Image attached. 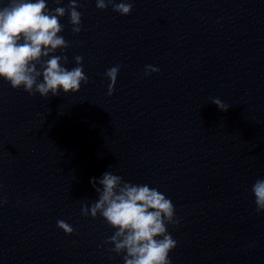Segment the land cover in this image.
I'll use <instances>...</instances> for the list:
<instances>
[{"label": "clouds", "instance_id": "9594fccd", "mask_svg": "<svg viewBox=\"0 0 264 264\" xmlns=\"http://www.w3.org/2000/svg\"><path fill=\"white\" fill-rule=\"evenodd\" d=\"M57 4L61 0H55ZM77 0H69L67 8L50 10L46 0H8L0 7V78L12 89H21L30 96L48 99L50 96L77 93L88 77L83 69V57L75 56L76 66L68 69L66 55L70 47L62 35L64 25L60 18L66 14L72 25L73 34L82 30V13L78 11ZM109 6L121 16L130 15L134 0H96V7L106 10ZM39 66V67H37ZM120 66L106 70L110 81L108 95H112ZM159 72L152 65H146L144 74ZM42 77V79H41ZM211 103L221 111H227L219 98L212 97ZM98 199L82 204L81 215L95 219L100 216L114 233L105 243L113 245L110 252L122 255L124 264H171L169 254L177 247V241L168 232L169 225H178L176 209L171 199L157 188L147 184L126 182L111 171L103 173L97 181L92 178ZM99 185V186H97ZM255 211L264 213V179H257L251 188ZM7 200L0 197V207ZM57 227L67 235L74 228L64 220L57 221Z\"/></svg>", "mask_w": 264, "mask_h": 264}]
</instances>
